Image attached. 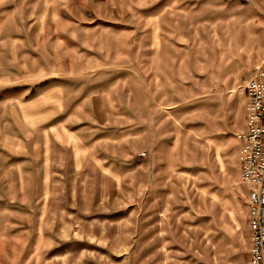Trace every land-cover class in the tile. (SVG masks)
<instances>
[{
    "label": "rangeland",
    "instance_id": "obj_1",
    "mask_svg": "<svg viewBox=\"0 0 264 264\" xmlns=\"http://www.w3.org/2000/svg\"><path fill=\"white\" fill-rule=\"evenodd\" d=\"M263 58L264 0H0V264H248Z\"/></svg>",
    "mask_w": 264,
    "mask_h": 264
},
{
    "label": "built area",
    "instance_id": "obj_2",
    "mask_svg": "<svg viewBox=\"0 0 264 264\" xmlns=\"http://www.w3.org/2000/svg\"><path fill=\"white\" fill-rule=\"evenodd\" d=\"M245 123L235 132L240 181L247 188L248 264H264V58L243 86Z\"/></svg>",
    "mask_w": 264,
    "mask_h": 264
},
{
    "label": "crops",
    "instance_id": "obj_3",
    "mask_svg": "<svg viewBox=\"0 0 264 264\" xmlns=\"http://www.w3.org/2000/svg\"><path fill=\"white\" fill-rule=\"evenodd\" d=\"M244 121H245V115H244ZM238 148H239V146H238ZM239 175H240V173H239ZM246 197H247V193H246ZM246 208H247V217H248V207H247V204H246Z\"/></svg>",
    "mask_w": 264,
    "mask_h": 264
}]
</instances>
